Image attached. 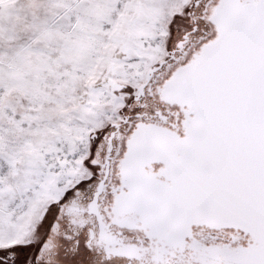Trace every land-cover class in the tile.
<instances>
[{
	"label": "snow or ice",
	"instance_id": "1",
	"mask_svg": "<svg viewBox=\"0 0 264 264\" xmlns=\"http://www.w3.org/2000/svg\"><path fill=\"white\" fill-rule=\"evenodd\" d=\"M0 264H264V0H0Z\"/></svg>",
	"mask_w": 264,
	"mask_h": 264
}]
</instances>
